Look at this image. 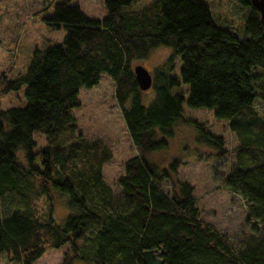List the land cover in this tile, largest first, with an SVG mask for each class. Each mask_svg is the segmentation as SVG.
Listing matches in <instances>:
<instances>
[{"label":"trees","instance_id":"16d2710c","mask_svg":"<svg viewBox=\"0 0 264 264\" xmlns=\"http://www.w3.org/2000/svg\"><path fill=\"white\" fill-rule=\"evenodd\" d=\"M133 1L103 0L105 16L93 19L71 0H57L42 21L63 28V41L35 47L17 79L1 74L4 93L24 89L26 103L0 109V254L34 264L48 247L71 244L73 256L66 253L61 264H72L75 256L88 264H144L142 252L162 245L163 264H264V116L255 106L264 103L260 13L251 0H237L251 9L240 38L218 26L203 1L155 0L142 10H126ZM159 46L171 47L172 54L154 71L155 95L147 102L131 62ZM178 56L180 78L171 75ZM103 73L114 81L116 102L138 150L124 164L118 195L103 178L111 150L100 139L76 134L71 114L80 89L97 86ZM182 83L185 93L174 92ZM184 102L227 119L241 141L242 161L252 162L234 167L224 185L246 200L247 221L262 231L253 247L233 251L224 235L199 219L193 186L178 180L180 160L159 167L148 159L169 147L179 121L198 129V144L216 156L227 153L221 135L184 117ZM36 133L46 140L37 150ZM164 180L172 184L173 196L162 189ZM49 186L67 196L62 223L53 217ZM44 196L46 210L38 206Z\"/></svg>","mask_w":264,"mask_h":264},{"label":"rangeland","instance_id":"374dc122","mask_svg":"<svg viewBox=\"0 0 264 264\" xmlns=\"http://www.w3.org/2000/svg\"><path fill=\"white\" fill-rule=\"evenodd\" d=\"M57 0H1L0 1V78L5 74L7 79H17L27 68L35 47L58 44L63 41L65 30L53 29L43 23L42 17L51 14ZM155 0H134L126 10L139 11ZM208 4L213 21L220 27L234 32L238 37H245V22L251 9L241 5L237 0H200ZM78 5L84 14L93 19H101L106 10L103 0H71ZM172 54L171 47L159 46L153 49L143 60H133L131 67L141 65L153 73L162 68ZM182 60L178 56L174 60L172 76L180 78ZM114 81L106 73L100 77L97 86L82 87L78 95L79 106L71 109L77 122L76 134L88 139H100L111 150L112 156L103 166V178L115 195L120 193L118 178L124 173L125 162L138 154L133 145L114 96ZM0 84V109L22 107L25 105L24 89L18 92H5ZM187 86L174 92L185 91ZM147 102L155 95L152 88L143 91ZM187 97V94H185ZM146 102V103H147ZM257 113L264 116V103H255ZM183 115L186 119L196 121L205 126V130L213 135H221L227 153L216 156L215 150L198 144V129L179 121L175 125L174 137L169 140L165 151L149 153L148 159L159 167H166L173 159L182 162L177 171L178 180L187 182L194 188L193 197L201 221L224 235L227 244L235 252L253 247L262 237L259 225L256 230L252 222L246 219L247 202L224 185L225 177L236 166H249L252 162L242 161L244 151H239L241 144L238 136L230 129L227 119L217 118L214 110L206 107L193 108L183 104ZM36 149L46 144L42 134L36 133ZM19 156L22 157L21 152ZM239 164V165H238ZM162 189L170 196L175 192L168 180L161 183ZM49 195L53 202V217L62 223L68 215L67 196L49 186ZM47 197H41L38 206L46 210ZM71 244L59 248L48 247L34 264H61L64 255L70 251ZM0 264H22L13 259L9 252L0 254ZM72 264H88L75 256ZM203 264H219L205 261Z\"/></svg>","mask_w":264,"mask_h":264},{"label":"water","instance_id":"95a60500","mask_svg":"<svg viewBox=\"0 0 264 264\" xmlns=\"http://www.w3.org/2000/svg\"><path fill=\"white\" fill-rule=\"evenodd\" d=\"M254 8L260 13L261 23L264 28V0H251ZM136 81L141 91H146L152 87V74L143 66L137 65L133 69ZM166 251L160 245L155 248L146 249L142 252V260L144 264H163L164 254Z\"/></svg>","mask_w":264,"mask_h":264}]
</instances>
